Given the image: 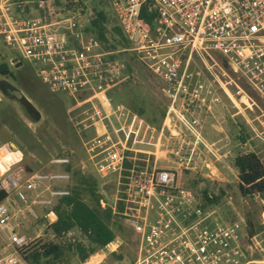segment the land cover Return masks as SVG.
<instances>
[{"label":"built area","instance_id":"obj_1","mask_svg":"<svg viewBox=\"0 0 264 264\" xmlns=\"http://www.w3.org/2000/svg\"><path fill=\"white\" fill-rule=\"evenodd\" d=\"M109 1L130 44L127 49L100 48L90 32L95 15L81 0H0V38L34 64L49 93L70 97L66 113L76 129L97 128L82 143L86 162L81 171L92 166L100 181L116 177L118 196L111 210L134 235L131 264L259 263L247 257L259 243L255 234L248 239L242 220H224L190 189L178 187L176 170L158 167L155 152L128 146L141 126L134 114L112 102L109 92L126 71L117 56L131 52L174 104L188 93L192 56L211 70L217 64L208 65L207 56L215 54L264 99V0ZM10 62L20 64L18 59ZM215 81L221 85L217 76ZM14 150L10 144L1 146L0 159ZM70 157H52L54 170L27 172L21 156L0 171V190L6 193L0 202V264H27L23 253L38 237L26 233L28 225L40 220L52 224L56 200L70 194ZM100 206L106 207L102 200ZM121 244L117 236L85 262L99 254L95 264L101 263L105 250L119 255Z\"/></svg>","mask_w":264,"mask_h":264},{"label":"rangeland","instance_id":"obj_2","mask_svg":"<svg viewBox=\"0 0 264 264\" xmlns=\"http://www.w3.org/2000/svg\"><path fill=\"white\" fill-rule=\"evenodd\" d=\"M81 1L94 15L96 11H102L107 17L108 42L96 38L102 46L100 48L108 50L110 44L115 46V50L124 48L113 32L117 21L110 1ZM80 24L86 27L84 32L89 30L84 19ZM100 48L97 51H101ZM95 51L92 48L91 53ZM210 55L207 56L208 65L217 64L211 70L204 68L202 58L192 56L187 72L188 93L172 104L163 95L162 83L143 69L131 52H126L121 57L129 62L131 68L125 71L109 96L125 112L134 114L136 125L141 126L139 136L133 138L128 146L155 152L157 166L174 168L178 187L190 189L198 200L205 201V194L218 196V202L208 205L224 220H242L246 225V217L249 216L254 224H264V216L260 213L264 199L257 195H240L237 172L233 166L234 157L246 152L256 154L264 165V99L224 60L215 54ZM13 59H18L20 64H11ZM34 69V64L23 59L16 49L6 46L0 38V79L15 86L41 113V120L31 123L15 101L0 94V144L6 141L13 143L22 156V164L35 172L54 170L49 165L52 157L70 155L72 168L94 178L97 193L106 206L112 207L118 196L116 177L100 181L88 164L85 173L81 171L82 164L86 162L82 143L85 138L94 136L97 128L82 125L79 130L76 129L66 113L71 105L70 97L64 93H49L36 77ZM215 76L221 85L215 81ZM226 91L234 96L239 106L228 98ZM243 100L246 102L243 103ZM75 179L72 176L71 186L76 183ZM85 198L89 199L88 196ZM111 221V227L122 241L118 249L121 258L116 259L105 250V257L99 264H115L116 261L118 264H131L134 260V235L121 216L114 215ZM41 225L40 221L28 225L26 233L38 237L29 244L27 251L39 242L54 241L52 233ZM255 235L259 245L252 252L248 251L247 257L259 261L257 264H264V226ZM65 238L71 242L81 240L76 230L69 232ZM2 247L0 238V250ZM98 256H91L90 262H95ZM81 263L71 251H66L57 262Z\"/></svg>","mask_w":264,"mask_h":264},{"label":"trees","instance_id":"obj_3","mask_svg":"<svg viewBox=\"0 0 264 264\" xmlns=\"http://www.w3.org/2000/svg\"><path fill=\"white\" fill-rule=\"evenodd\" d=\"M107 17L102 11L95 12V18L91 21L90 32L101 42H108L106 26ZM113 32L117 35L119 44L127 49L125 45L128 42L123 37L121 29L114 26ZM108 50H115V46L110 44ZM107 50V51H108ZM117 57L123 59L126 63V70L130 69L121 55ZM129 166V162L125 163ZM233 166L237 172L238 190L242 197H253L254 195L264 199V165L253 152L239 153L233 159ZM72 176L76 177V183L70 186V194L67 197L56 200L53 210L56 214V220L48 226L52 233L54 241L42 242L23 253V258L27 264H57L62 259L66 251L75 254L80 262H84L91 254L102 249L110 242L114 241L117 234L111 227V220L114 217L111 207L102 208L100 201L102 197L97 193V182L94 178L81 174L74 170L72 166L67 168ZM213 194L204 195L205 205H211L218 202V196ZM88 196V200H86ZM6 197V193L0 190V202ZM117 209L121 210V204H117ZM260 213L264 216V204L260 208ZM246 232L252 236L264 226V224L252 222V219L246 217ZM257 226V227H255ZM76 230L80 241L71 242L67 240L66 235ZM116 259L121 256L112 254Z\"/></svg>","mask_w":264,"mask_h":264},{"label":"water","instance_id":"obj_4","mask_svg":"<svg viewBox=\"0 0 264 264\" xmlns=\"http://www.w3.org/2000/svg\"><path fill=\"white\" fill-rule=\"evenodd\" d=\"M0 94L4 98L15 101L29 122L37 123L41 120V113L35 105L24 94L19 92L15 86L4 79H0ZM10 145L12 148H16L13 143H10ZM26 170L30 172L29 168H26Z\"/></svg>","mask_w":264,"mask_h":264},{"label":"bare ground","instance_id":"obj_5","mask_svg":"<svg viewBox=\"0 0 264 264\" xmlns=\"http://www.w3.org/2000/svg\"><path fill=\"white\" fill-rule=\"evenodd\" d=\"M226 93L229 96V98L232 101H235L236 105L239 106V102L233 97V95L228 91H226ZM242 102L245 103L246 100H243ZM20 158H21V155L16 150H14L13 152H3V155L0 159V171L3 172L4 170H6L8 165H11L12 163L17 162ZM98 260L99 258L95 262H90V260H88L84 264H95Z\"/></svg>","mask_w":264,"mask_h":264},{"label":"crops","instance_id":"obj_6","mask_svg":"<svg viewBox=\"0 0 264 264\" xmlns=\"http://www.w3.org/2000/svg\"><path fill=\"white\" fill-rule=\"evenodd\" d=\"M5 144H10V143H9V141H6V142H4V143H1V144H0V147L3 146V145H5ZM55 220H56V219L53 218V219H52V222H54ZM40 222H42V225H41V226H42L43 228H45V229L48 228L49 225H46V223H45L43 220H40ZM37 232H38V231H37ZM94 256H95V255H94ZM98 257H99V256H98Z\"/></svg>","mask_w":264,"mask_h":264}]
</instances>
